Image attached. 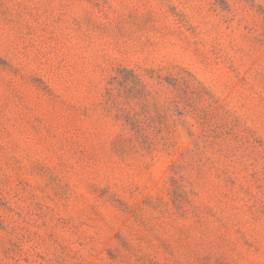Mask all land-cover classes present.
I'll list each match as a JSON object with an SVG mask.
<instances>
[{
	"label": "rangeland",
	"instance_id": "1",
	"mask_svg": "<svg viewBox=\"0 0 264 264\" xmlns=\"http://www.w3.org/2000/svg\"><path fill=\"white\" fill-rule=\"evenodd\" d=\"M0 264H264V0H0Z\"/></svg>",
	"mask_w": 264,
	"mask_h": 264
}]
</instances>
